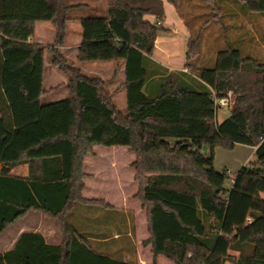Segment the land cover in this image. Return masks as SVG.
I'll return each instance as SVG.
<instances>
[{"label": "trees", "instance_id": "16d2710c", "mask_svg": "<svg viewBox=\"0 0 264 264\" xmlns=\"http://www.w3.org/2000/svg\"><path fill=\"white\" fill-rule=\"evenodd\" d=\"M105 1L104 19L129 26L123 111L105 81L27 40L37 21H51L62 34L68 9L62 0H0V233L33 210L56 219L62 236L56 245L40 232H24L0 253V264H131L95 251L70 221L76 204L98 203L82 196L84 159L96 145L135 154L153 264L160 255L174 264H264V61L227 42L211 65H202L200 31H189L185 70L168 72L151 57L165 29L163 1ZM232 1L244 14L264 17V0ZM167 2L177 11L179 0ZM48 51L67 76L68 95L42 103ZM228 90L234 103L217 121L212 95ZM235 144L255 151L228 189L214 153ZM22 163L29 165L26 177L11 173Z\"/></svg>", "mask_w": 264, "mask_h": 264}, {"label": "crops", "instance_id": "0c3cea01", "mask_svg": "<svg viewBox=\"0 0 264 264\" xmlns=\"http://www.w3.org/2000/svg\"><path fill=\"white\" fill-rule=\"evenodd\" d=\"M62 1L68 7L66 9L67 19L64 21L65 25H63L62 34L60 36L58 35L56 27L51 21L49 22L52 25V30L47 28V26H40V21H37L31 41L43 44L46 48L57 49L62 57L64 56L68 62L77 65L86 75L98 77L105 81L106 88L111 93L115 105L120 110H125L126 91L123 84L126 75L124 71V57L128 47L129 26L127 22H114L104 19L108 10L107 3L105 6L100 7L97 3L89 1L77 3ZM162 1L165 11L162 26L165 27V31L160 34L158 32L151 57L161 66L165 67L168 72L185 70L184 63L187 54L186 41L189 32L184 19L176 11V8L167 2V0ZM79 10L93 11L94 13L90 15H84L80 12L74 13ZM144 19L154 22L155 16L146 14L144 15ZM173 29L176 34H180L182 46L184 45L186 47V51L182 49V59L179 55V49L178 52H175L172 49L166 50L163 47L166 45L170 48L174 44L175 38L171 37L173 33L171 30ZM50 65L52 69V76L49 79L50 88L53 87L52 84L56 81L61 82V84L66 82L67 77L55 71L53 59H51ZM46 67L44 60L45 72L43 76V87L46 81ZM54 79L56 81L53 82ZM123 95H125V98ZM118 98L120 104L117 103ZM219 149L222 148L215 149L214 160L218 155ZM228 151H230L228 152L230 154L226 155L227 161L225 164L236 168L238 171L252 158L255 147L235 144L233 149ZM134 160V152L126 146H111L107 148L94 146L92 153L85 156L83 163V171L87 174L84 180L83 197L93 198L98 202H106L108 207H105V209L108 211H112L111 209H113L114 211L115 206L111 204L112 202H109L108 198L106 199L103 186H107L111 180L116 181L119 178L123 189L122 200L127 202V195L134 183ZM121 167L130 170L128 179L122 174L119 175L118 172H120ZM28 171V163L18 164L11 169V173L22 177H26ZM116 171H118V177ZM93 182L101 186L100 190L102 192L96 193L97 195L95 196L87 197L85 191L89 185H93ZM87 212L80 209V214L74 217V223L81 232L87 233V236L91 238L95 251L108 254L111 257L123 258V260L129 261L131 264L137 262V257L139 262H143L141 256L144 254L149 264L151 263L150 261L153 258L151 245L147 244L146 247H142L141 244L139 247L136 245L134 231L135 219L132 207L125 205L122 209V215L124 217L123 228L116 226L118 224L111 213L106 214V216L95 213L94 216L89 217ZM10 225H14L15 229L0 243V253L11 250L19 236L24 232H40L46 242L50 244L57 245L62 239L58 221L55 223L52 218L46 217L38 211H29L25 216L20 217ZM10 225H8L4 232H6ZM161 257L164 256H158L157 260L159 261Z\"/></svg>", "mask_w": 264, "mask_h": 264}, {"label": "rangeland", "instance_id": "374dc122", "mask_svg": "<svg viewBox=\"0 0 264 264\" xmlns=\"http://www.w3.org/2000/svg\"><path fill=\"white\" fill-rule=\"evenodd\" d=\"M67 3H77V2H92L97 3L100 7L105 6V0H64ZM212 3L211 0H179V8L177 12L184 19L186 23V27L188 32L192 31V33H196L200 31L201 34V64L202 65H211L214 62L215 56L220 49L227 47V42L231 43L232 46L241 49L243 55H250L256 58H259L264 61V17L260 14L255 13H243L240 10L239 5L232 0H214ZM81 13L84 15H90L94 13L93 11H75L74 13ZM147 17V16H146ZM149 17V16H148ZM222 20V23L218 21ZM40 26H47L50 30H52V25L48 21H40ZM39 28V27H38ZM201 29V30H200ZM165 30H160L159 34L164 32ZM173 33L171 35L172 38H175L174 44L168 48L166 45L163 46L166 50L172 49L175 52L179 51L180 58L182 59V49L186 51V47L180 41V34H176L174 29L171 30ZM246 31L248 36L254 35V39H250V36H243V32ZM251 31V33L249 32ZM241 34V36H240ZM227 38H226V37ZM181 46V48H180ZM45 62H46V81L44 82V89L46 93L42 96V103H49L54 100H59L67 96L68 91L65 86V83L56 81L52 84V88H50L49 79L52 76L50 61L53 59V55L48 51V54H45ZM64 57V56H63ZM55 67V71L62 73L58 67L53 64ZM63 74V73H62ZM66 76V75H65ZM67 77V76H66ZM67 81V80H66ZM49 88V89H48ZM118 97V96H117ZM125 98V95H123ZM117 103L120 104V100L118 98ZM229 109H217L216 119L217 121H221L229 115ZM98 146V145H96ZM104 148V146H98ZM116 147V146H115ZM107 148V147H106ZM93 151V149H92ZM230 151L225 149H219L218 155L214 160V168L217 172H221L226 175L225 187L230 189L233 184V175L237 171L236 168L231 166H227L225 163L227 161V154ZM237 152V151H236ZM240 154V153H239ZM116 171L117 177L119 175L128 176L130 174V170L125 167H121L120 172ZM135 174V170H134ZM134 178V175H133ZM133 187L127 195V202L122 200V183H120L119 178L116 181L111 180L107 186H103L105 191L106 199H109V202L114 205V211H108L105 209L103 205L106 202H90L94 204H76L74 212L71 214L70 221L74 222V217L77 214H80V209L85 210L89 217L94 216L95 213H99V215L113 214L115 221L118 225V228H123V213L122 209L127 205V207H132V212L134 216V231H135V242L137 247L141 246L146 247L147 243L145 241L150 236L148 232L147 226V215L146 209L142 205L140 199L137 196V192L139 190V182L135 178L133 179ZM89 185V184H88ZM101 186L98 183L93 182V185H89L85 191V195L87 197L95 196L96 193L102 192ZM128 189V188H127ZM83 193V191H82ZM103 195V194H100ZM83 196V195H82ZM85 199H93V198H85ZM111 199V200H110ZM100 204V205H99ZM107 205V204H106ZM38 214V213H34ZM22 218V217H21ZM53 222H57L56 219H53ZM122 221V222H121ZM121 222V223H120ZM15 229L14 225H10V227L6 230V232L0 233V243H2L3 239L8 237L13 230ZM231 255L237 256V253L234 251H230ZM138 256V255H137ZM143 262L138 261L135 264H149L147 257L143 254L141 256ZM158 258V257H157ZM152 263V260L150 261ZM156 264H174L171 260L166 257H161L156 260ZM225 264H236L232 261H227Z\"/></svg>", "mask_w": 264, "mask_h": 264}, {"label": "built area", "instance_id": "2783aa9c", "mask_svg": "<svg viewBox=\"0 0 264 264\" xmlns=\"http://www.w3.org/2000/svg\"><path fill=\"white\" fill-rule=\"evenodd\" d=\"M28 41L31 40V37L27 38ZM212 100L214 106L218 109H229L234 103V93L232 90H228L226 95L220 98H217L214 94L212 95Z\"/></svg>", "mask_w": 264, "mask_h": 264}]
</instances>
